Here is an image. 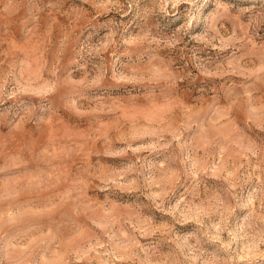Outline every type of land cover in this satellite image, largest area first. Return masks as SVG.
Returning <instances> with one entry per match:
<instances>
[{
	"label": "rangeland",
	"instance_id": "obj_1",
	"mask_svg": "<svg viewBox=\"0 0 264 264\" xmlns=\"http://www.w3.org/2000/svg\"><path fill=\"white\" fill-rule=\"evenodd\" d=\"M0 264H264V0H0Z\"/></svg>",
	"mask_w": 264,
	"mask_h": 264
}]
</instances>
